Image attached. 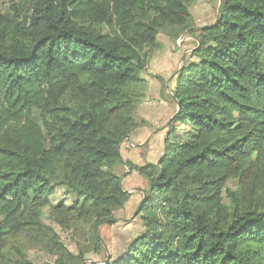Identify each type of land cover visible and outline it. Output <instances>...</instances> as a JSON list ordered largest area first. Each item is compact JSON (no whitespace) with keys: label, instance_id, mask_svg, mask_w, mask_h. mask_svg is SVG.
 Masks as SVG:
<instances>
[{"label":"trees","instance_id":"obj_1","mask_svg":"<svg viewBox=\"0 0 264 264\" xmlns=\"http://www.w3.org/2000/svg\"><path fill=\"white\" fill-rule=\"evenodd\" d=\"M195 1L11 0L0 12V258L24 231L53 264L85 260L46 208L60 225L83 221L103 250L97 226L130 196L117 168L142 71L159 33L191 26ZM220 1L173 75L160 156L127 165L147 183L142 230L103 264H264V0ZM56 186L71 206L52 203Z\"/></svg>","mask_w":264,"mask_h":264},{"label":"rangeland","instance_id":"obj_2","mask_svg":"<svg viewBox=\"0 0 264 264\" xmlns=\"http://www.w3.org/2000/svg\"><path fill=\"white\" fill-rule=\"evenodd\" d=\"M11 0H0V12L7 13ZM219 0H196L189 7L192 24L171 38L166 32L157 36V45L148 57L142 71L144 78V96L134 111L138 126L129 139H124L120 146L123 165L117 168L124 190L130 196L124 206L113 212L110 221L97 226V234L103 250L95 252L87 236V225L83 221H71L60 225L49 209L42 212V221L49 225L59 236L61 242L73 255L84 252L85 260L81 264H103L108 256H116L126 243L141 230V222L136 215L141 195L147 186L146 180L136 170L127 165H143L155 162L162 152V143L167 131V122L176 113L177 108L170 95L173 75L180 68L184 57L193 49L196 39L193 31L212 24L217 16ZM183 127L181 133H185ZM52 203L71 206V195L62 186H56ZM0 264H53L54 257L38 248L29 234L22 231L9 235L3 248Z\"/></svg>","mask_w":264,"mask_h":264},{"label":"water","instance_id":"obj_3","mask_svg":"<svg viewBox=\"0 0 264 264\" xmlns=\"http://www.w3.org/2000/svg\"><path fill=\"white\" fill-rule=\"evenodd\" d=\"M220 3H221V1L219 0L218 8H217V16H218V13H219V6H220ZM217 16H216V18H217ZM215 20H216V19H215ZM125 139H129V136L127 135V136L125 137Z\"/></svg>","mask_w":264,"mask_h":264},{"label":"crops","instance_id":"obj_4","mask_svg":"<svg viewBox=\"0 0 264 264\" xmlns=\"http://www.w3.org/2000/svg\"><path fill=\"white\" fill-rule=\"evenodd\" d=\"M121 154V153H120Z\"/></svg>","mask_w":264,"mask_h":264}]
</instances>
